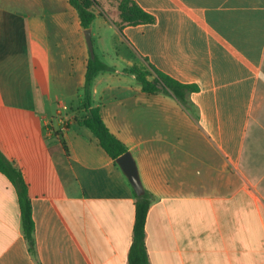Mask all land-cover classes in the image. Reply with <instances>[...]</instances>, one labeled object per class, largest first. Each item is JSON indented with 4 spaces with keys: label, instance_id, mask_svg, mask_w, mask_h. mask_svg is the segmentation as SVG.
I'll list each match as a JSON object with an SVG mask.
<instances>
[{
    "label": "crops",
    "instance_id": "0c3cea01",
    "mask_svg": "<svg viewBox=\"0 0 264 264\" xmlns=\"http://www.w3.org/2000/svg\"><path fill=\"white\" fill-rule=\"evenodd\" d=\"M95 1V55L116 72L94 78L92 106L154 197L149 263L264 264V0H133L155 21L122 29L115 4ZM32 31L54 37L47 62ZM89 58L69 0H0V150L28 185L34 223L31 251L0 172V264H128L135 192L74 121ZM134 66L195 87L188 108L145 93L124 72Z\"/></svg>",
    "mask_w": 264,
    "mask_h": 264
},
{
    "label": "trees",
    "instance_id": "16d2710c",
    "mask_svg": "<svg viewBox=\"0 0 264 264\" xmlns=\"http://www.w3.org/2000/svg\"><path fill=\"white\" fill-rule=\"evenodd\" d=\"M115 6L119 22L116 23L120 29L125 26H136L154 23V18L139 7L133 0H111ZM70 5L78 13L82 28L90 29L92 22L96 18L95 0H69ZM116 69L104 63L97 55L89 58L87 63L85 84L83 87V99L81 109L83 115L76 117L75 122L87 127L96 136L106 153L114 160L127 152L126 147L109 131L104 124L100 110L92 106L91 86L94 78L100 73H114ZM134 75L137 82L142 86V90L148 94H172L178 99L180 104L188 108L186 95L196 88L183 85L169 76L150 71L137 66L124 71ZM153 77L152 79H149ZM0 172L5 175L14 186L18 206L20 210L22 228L24 236L28 242L30 250L33 251V231L34 223L30 199L28 196V185L18 168L0 150ZM154 200L153 195L144 190L142 196H136L135 202V222L133 226L132 244L128 254V264H150L145 245V225L149 208Z\"/></svg>",
    "mask_w": 264,
    "mask_h": 264
},
{
    "label": "water",
    "instance_id": "95a60500",
    "mask_svg": "<svg viewBox=\"0 0 264 264\" xmlns=\"http://www.w3.org/2000/svg\"><path fill=\"white\" fill-rule=\"evenodd\" d=\"M84 36L86 39L90 58L95 57L94 45L92 41L91 29L84 30ZM116 164L120 167L132 186L136 196H142L144 194V188L140 180L138 168L133 155L130 152H126L116 159Z\"/></svg>",
    "mask_w": 264,
    "mask_h": 264
},
{
    "label": "rangeland",
    "instance_id": "374dc122",
    "mask_svg": "<svg viewBox=\"0 0 264 264\" xmlns=\"http://www.w3.org/2000/svg\"><path fill=\"white\" fill-rule=\"evenodd\" d=\"M49 36H51V33H49V32L47 33V31H44L41 33L37 32V31L36 32L32 31L31 36H30L31 37L30 50L32 52H35V53L41 52L43 55V56L41 55V59H43V61H46V62H47V55H45L44 53L47 54V51L49 49V39H50ZM50 42H55L54 37L51 38ZM57 67L59 68V66H57ZM52 69H53V67H52ZM55 73L56 72L53 70H52V72H50V83H51V87L54 88L53 90H55L56 86L58 87V85H59V80H58L57 76H55ZM76 109H78V110L81 109V103H80V105H77L75 108H72L73 111H75ZM54 124L57 127V122H54ZM63 128L65 129V127H63ZM60 152H61V150H60Z\"/></svg>",
    "mask_w": 264,
    "mask_h": 264
}]
</instances>
